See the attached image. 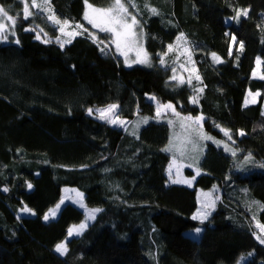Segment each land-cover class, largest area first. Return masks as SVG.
Returning a JSON list of instances; mask_svg holds the SVG:
<instances>
[{
  "label": "trees",
  "instance_id": "16d2710c",
  "mask_svg": "<svg viewBox=\"0 0 264 264\" xmlns=\"http://www.w3.org/2000/svg\"><path fill=\"white\" fill-rule=\"evenodd\" d=\"M123 1L143 31L147 65L125 66L109 36L84 19L86 0H48L61 19L83 26L64 46L36 38L58 32L45 13L24 19L21 0H0L16 19V37L0 41V264H237L251 252L244 264H262L253 219L264 225V79L253 71L261 57L264 77V0ZM242 10L247 16L237 19ZM180 34L199 73L192 84L172 81L173 66L159 63ZM248 90L259 97L244 105ZM156 101L204 117L211 139L193 187L168 183L167 121L132 129L139 116L156 115ZM111 104L129 122L125 129L89 114ZM221 126L235 155L222 146ZM64 186L79 188L100 211L61 254L56 246L85 218L67 203L44 220ZM214 186L222 196L210 218L193 219L198 188ZM200 224L199 239L185 234Z\"/></svg>",
  "mask_w": 264,
  "mask_h": 264
},
{
  "label": "rangeland",
  "instance_id": "374dc122",
  "mask_svg": "<svg viewBox=\"0 0 264 264\" xmlns=\"http://www.w3.org/2000/svg\"><path fill=\"white\" fill-rule=\"evenodd\" d=\"M122 2L125 4L123 0ZM37 3L43 5L44 0H37ZM28 4H29V9L32 12L31 16L35 15L36 11H39V12L45 13L47 16L54 14L62 22L65 21L64 19H61L54 12L53 7L49 3L47 6H42L41 8L33 7L31 4V0H28ZM87 4H91L95 8L106 9V8L97 7L87 1L86 7H85V13L89 11V9L87 8ZM113 4H114V0L110 6H112ZM23 7H24V4H23ZM48 8H50V11L48 10ZM8 13L9 15L13 16L15 19V16L13 14H11L10 12ZM127 19H128V22L130 23L131 16H128ZM49 21L57 27L58 32L56 35H49L48 33H45L46 34L45 36H42L39 32H37L40 35V39L54 40L56 42L59 41L58 43H60L61 45L63 44L64 46L72 42V40L77 36L76 35L74 37H69L64 33H61L60 31L61 26L55 24L51 20ZM4 22L10 25V22L6 20ZM68 22H69V25L68 27L65 28V33L70 32V31H75V32L80 31L78 28H76V25L74 26L70 23V21ZM94 30L96 32L95 34H104V35L109 36L108 39H109L110 45L112 46L115 54L122 58L126 67H132L135 65H147L151 62V54L146 49L145 42H144V34L140 27V23L134 26V29H133L136 33V36L133 39L136 42L130 44L128 47L122 46L121 50H117L115 43L112 42L114 39V35L112 33L100 31V29L98 28H94ZM5 35L7 36V39L5 40V39L0 38L1 42L7 43L13 38H15L16 37L15 27L14 29L7 31ZM181 36L183 37V39H179ZM66 41H70V42H66ZM170 46L172 48L171 51H169V48H168L167 52L160 54L159 63L165 66H170V65L173 66L172 67V77H171L172 81H176L177 83H185V82L189 83V80H191L189 84H192L193 81L196 80L197 77L199 76V73H198L197 65H196L191 47L187 41V38L183 34H180L176 38L175 42L172 43ZM233 46H234V40H232L231 42V50ZM145 53L147 54L149 63L144 64V63L137 62L139 59H143ZM161 61H163V63H161ZM258 61H260L259 65L257 63ZM173 77H176V79H173ZM253 77L255 78L263 77L261 57H257L256 67L253 71ZM250 93L253 96H255V100L257 102L259 95L257 96L255 94L259 92L248 90L246 97H245L244 105L253 104V103L246 104V101L252 98L249 95ZM149 98L150 100L155 101V98L153 96H150ZM168 104H171L173 107L172 108L164 107L165 105H168ZM111 105H117V104H111ZM111 105H108L107 107L94 109L91 111V114L96 116L97 118L106 120L110 123H111V120H116L117 122L115 123V125H121L125 129L127 127L126 125L128 122H126L125 119H122L117 116L118 106L112 112H104V117L106 118H102L101 110H106ZM263 112H264V106H263ZM198 117H201V116L182 115L176 110L175 106L172 103H159L158 101H156V115L155 116L151 117L148 115H141L133 123L132 129L134 130L135 129L140 130V128H142V126H144L146 122L150 119L155 120V121H167L169 123L170 140H169L168 145L165 147L166 151L170 155V162H169L168 169H167L169 184H179V185L193 187L195 184L196 178L202 172L200 169V163H201V160L204 156V152L206 149V138H203V137H206V131L202 128L203 118L201 120H197ZM185 118H190V119H185ZM121 121L123 123H121ZM111 124H114V123H111ZM221 130L223 131V134H224V130H227V128L221 126ZM228 133L230 136H232L230 134V131H228ZM224 137H225L224 143L226 144L225 145L222 144V146H224L226 149H231L230 145H231L232 140L229 139V137L226 136L225 134H224ZM228 152L233 153L232 149L231 151H228ZM250 163H251V160L249 158L245 159L242 162V165L244 164V166H242L240 169L247 172L248 170L252 169L251 167L249 168L245 167L246 165ZM188 169L193 172V175H190L187 173ZM177 180L182 181V182H173ZM187 181H190L191 183H187ZM78 193L82 194V196L77 195ZM209 193L211 194L210 196L206 195ZM221 196H222L221 189L218 186H214L209 189L198 188L197 190L198 207L195 213L193 214V217H197L196 219L201 221L202 223L206 222L210 218L211 213L215 210L218 201L221 200ZM67 203H72L73 205L83 210L85 213V218L80 223L71 225L69 229H73L74 227L78 228L79 225L81 224H85L86 226L83 228L82 231L79 232V234H77L74 231L72 235H69V232H68L67 238L62 242L65 245H66L67 239L73 236L80 235L90 225V223H92L95 220L96 216L99 213V211H96L94 212V217L89 218V212L94 211L99 208L88 206L85 201V194L79 188L74 187V186H64L62 190L61 199L56 205L51 207L46 212L44 217L47 215L49 216V219L48 220L44 219V220L49 221V220L56 218L58 214L60 213L61 209ZM58 205L59 207H57ZM53 211L55 212V215H51ZM25 213L30 214V215L35 214L32 210L25 211ZM204 215H206L207 217L206 219H202ZM258 224L262 225L259 221H257L256 218H254L253 226H254V229L256 230L257 237L264 238V231H262L261 228L258 227ZM196 229H200V231L197 232ZM203 230H204V225L200 224L196 228H191V229L186 230L185 234L192 238L199 239L203 233ZM252 255H253L252 252L243 254L240 257L237 264H244L246 261H248L252 257ZM262 264H264V261H262Z\"/></svg>",
  "mask_w": 264,
  "mask_h": 264
},
{
  "label": "snow or ice",
  "instance_id": "6c2138e0",
  "mask_svg": "<svg viewBox=\"0 0 264 264\" xmlns=\"http://www.w3.org/2000/svg\"><path fill=\"white\" fill-rule=\"evenodd\" d=\"M21 2L24 4L23 18L28 19L32 15V12L29 9L28 0H21ZM86 3H87V0H86ZM31 4L35 8H41L42 6L48 5V0H44L43 5L38 4L37 0H31ZM132 6L135 7L134 4ZM87 8L89 9V11L85 13L84 19L87 20L88 23L91 24L94 28H98V29H100V31H103V32L112 33L114 35V39L112 42L115 43L117 50H121L122 46L128 47L130 44L136 42L133 39L136 36V33L133 29H134V26H136L139 22L137 21V19L134 15H131V13L128 12V8L125 6V4L122 2V0H114V4L112 6L106 8V9L95 8L91 4H87ZM48 10L50 11V8H48ZM151 11L153 14H158L156 9H154V8L151 9ZM241 14H243L244 16H247V14H248L247 10H242L241 12H237V19L239 18V16ZM128 16H131V22L130 23L128 22V19H127ZM48 19L53 21L55 24L60 25L61 26L60 27L61 33H64L69 37H74L76 35L82 34L80 32H75V31H70V32L65 33V28L68 27L69 22L67 20L62 22L54 14L49 15ZM5 20L10 22V25L6 24L4 22ZM15 24H16V20L14 19V17L9 15L8 11L2 5H0V38L6 40L7 36L5 35V33L11 29H14ZM76 28H83V26L82 25H76ZM84 31H87V29H84ZM36 38L40 39L39 33H37ZM92 39L95 41V40H97V37L92 36ZM179 39H183V37L181 36ZM44 42L47 43L48 41L45 40ZM66 42H70V41H66ZM16 43L19 44V40H17ZM61 46H63V44ZM240 48L241 49L243 48L242 44L240 45ZM171 50H172V48H171V46H169V51H171ZM101 51H103V49H101ZM212 57H213V60L216 61L217 63L221 62L220 58L217 57L215 53L212 54ZM137 62L144 63V64L149 63L147 54L145 53L143 59H139ZM161 63H163V61H161ZM257 63L259 65L260 61H258ZM261 78L264 79V77H261ZM173 79H176V77H173ZM197 79H199V77H197ZM190 82H191V80H189V83ZM200 91H203V89H200ZM249 95L252 98L250 100L246 101V104L247 103H255L256 102L255 96H253L251 93ZM255 95L258 96L259 93H256ZM195 102H196V100L194 98L193 103H195ZM164 107L172 108L173 106L171 104H168V105H165ZM115 108H117V105H111V106H109L108 109L101 110L102 118H106V117H104V112H112ZM91 111L92 110L89 109V114H91ZM185 119H190V118H185ZM201 119H202V117L197 118V120H201ZM116 122H117L116 120H111V123L115 124ZM121 123H123V122L121 121ZM224 134L226 136H228L229 139H231V136L229 135L227 130H224ZM239 134L244 135L243 132H240ZM203 138L211 139V137H203ZM226 150L231 151V149H226ZM233 155H235V152H233ZM173 182H182V181L177 180V181H173ZM187 183H191V182L187 181ZM29 187H31V185H29ZM6 190L7 189H5V191ZM77 195L82 196V194H80V193H78ZM206 195L210 196L211 194L209 193ZM57 207H59V205ZM23 211H30V210L25 208V209H23ZM96 211H100V210L96 209L94 211H90L89 212V218H93L94 212H96ZM51 215H55V212L53 211L51 213ZM196 218L197 217H193V219H196ZM206 218H207L206 215H204L202 217V219H206ZM44 219L48 220L49 216L46 215L44 217ZM85 226H86L85 224H81V225H79L78 228L74 227L73 229H69V235H72L74 231L77 234H79V232L82 231ZM258 227H260L261 230L264 231V225L258 224ZM196 231L199 232L200 229H196ZM258 239H260L261 243H264V238L258 237ZM56 251L61 253V254H65L67 252L66 245L64 243L58 244L56 246Z\"/></svg>",
  "mask_w": 264,
  "mask_h": 264
},
{
  "label": "crops",
  "instance_id": "0c3cea01",
  "mask_svg": "<svg viewBox=\"0 0 264 264\" xmlns=\"http://www.w3.org/2000/svg\"><path fill=\"white\" fill-rule=\"evenodd\" d=\"M173 116V115H172ZM199 116H201V115H199ZM202 118H203V123H202V128L204 129V117L203 116H201ZM127 122V121H126ZM129 123V122H128ZM128 123H127V125H128ZM126 125V126H127Z\"/></svg>",
  "mask_w": 264,
  "mask_h": 264
}]
</instances>
